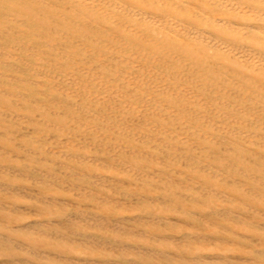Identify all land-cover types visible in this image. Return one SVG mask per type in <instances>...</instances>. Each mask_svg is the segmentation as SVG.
Segmentation results:
<instances>
[{"label": "bare ground", "instance_id": "bare-ground-1", "mask_svg": "<svg viewBox=\"0 0 264 264\" xmlns=\"http://www.w3.org/2000/svg\"><path fill=\"white\" fill-rule=\"evenodd\" d=\"M0 264H264V0H0Z\"/></svg>", "mask_w": 264, "mask_h": 264}]
</instances>
